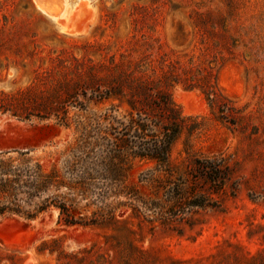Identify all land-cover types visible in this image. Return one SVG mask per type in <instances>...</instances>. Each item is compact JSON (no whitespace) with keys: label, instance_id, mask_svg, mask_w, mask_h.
I'll return each instance as SVG.
<instances>
[{"label":"rangeland","instance_id":"rangeland-1","mask_svg":"<svg viewBox=\"0 0 264 264\" xmlns=\"http://www.w3.org/2000/svg\"><path fill=\"white\" fill-rule=\"evenodd\" d=\"M61 6L56 21L35 0H0V135L42 132L66 104L70 119L88 123L112 103L122 114L157 92L189 119L171 148V175L134 158L120 180L87 160L83 191L21 195L27 211L57 197L82 224H63L54 206L33 218L1 215L0 264H264V0ZM109 85L119 98L97 101ZM64 128L45 147L4 157L72 176L65 162L80 131ZM198 159L219 166L218 185Z\"/></svg>","mask_w":264,"mask_h":264},{"label":"trees","instance_id":"trees-1","mask_svg":"<svg viewBox=\"0 0 264 264\" xmlns=\"http://www.w3.org/2000/svg\"><path fill=\"white\" fill-rule=\"evenodd\" d=\"M100 92L94 93V97H98L97 101L119 98L115 96L119 93L114 85H109ZM67 105L52 114L58 119V124L70 127L74 122L75 128L80 131L69 145L70 158L65 162L68 174L72 176L65 178L56 169L42 173L38 164L35 170H30L28 160L5 158L6 152H0V216L24 214L33 218L49 206H54L59 210V221L63 224H79L81 218L76 217L57 197H46L33 211L24 210L20 203L23 201L21 195L38 197L49 187L57 189L65 186L69 190L78 188L83 191L90 178L85 176L89 174L85 166L87 160L94 165L101 159L107 172L115 173L120 180L125 177L130 160L134 158L151 160L166 174L171 175L168 168L171 148L189 117L182 115L168 94L157 92L151 99L145 96L140 99L139 105L130 103V109L122 114L116 112V105L112 103L108 110L94 115L88 123L76 118L70 119ZM77 107L84 109L81 105ZM26 153L27 151H21L20 155ZM197 164L204 177L213 184L218 185L223 180L221 169L214 161L198 159ZM176 199V202L180 201V198Z\"/></svg>","mask_w":264,"mask_h":264},{"label":"crops","instance_id":"crops-1","mask_svg":"<svg viewBox=\"0 0 264 264\" xmlns=\"http://www.w3.org/2000/svg\"><path fill=\"white\" fill-rule=\"evenodd\" d=\"M43 127L44 131L42 130V132H36L31 129L23 128L19 129V133L17 135H0V149L13 147V145L16 148L27 147V150L45 147L53 140V135H55L53 138L59 139L63 136L66 130L64 126L53 122L43 123Z\"/></svg>","mask_w":264,"mask_h":264},{"label":"water","instance_id":"water-1","mask_svg":"<svg viewBox=\"0 0 264 264\" xmlns=\"http://www.w3.org/2000/svg\"><path fill=\"white\" fill-rule=\"evenodd\" d=\"M40 3L46 7L48 10H50L51 12L57 11V9H61V0H39ZM20 148L22 150H27V147H17ZM16 149V147H7L6 149H0V152L3 151H9V150H14Z\"/></svg>","mask_w":264,"mask_h":264},{"label":"bare ground","instance_id":"bare-ground-1","mask_svg":"<svg viewBox=\"0 0 264 264\" xmlns=\"http://www.w3.org/2000/svg\"><path fill=\"white\" fill-rule=\"evenodd\" d=\"M38 8L45 14L47 15L49 18L54 19L56 21L60 20L61 15H63V13H65L63 10L61 9H57V11L51 12L50 10H48L46 7H44L39 0H35ZM65 4V3H64Z\"/></svg>","mask_w":264,"mask_h":264}]
</instances>
